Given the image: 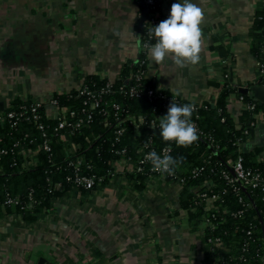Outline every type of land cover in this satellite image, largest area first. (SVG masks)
I'll list each match as a JSON object with an SVG mask.
<instances>
[{"label":"crops","instance_id":"0c3cea01","mask_svg":"<svg viewBox=\"0 0 264 264\" xmlns=\"http://www.w3.org/2000/svg\"><path fill=\"white\" fill-rule=\"evenodd\" d=\"M159 2L157 25L181 0ZM192 2L203 11L199 62L178 67L169 56L156 64L147 51V77L166 96L196 106H214L227 80L235 92L226 110L239 128L248 109L238 89L264 85L249 50L254 13L264 0ZM143 6L135 0H0L2 112L16 98L30 99L46 104L49 116L54 96L77 91L87 76L113 82L140 55ZM253 119H243L246 139L239 147L243 153L258 148L264 161V116ZM35 156L27 153L32 163ZM129 171L125 161L117 162L107 184L71 190L35 223L0 218V264H203L206 224L192 230L179 205L181 185L154 178L139 191L128 182ZM213 203L207 199L206 210Z\"/></svg>","mask_w":264,"mask_h":264},{"label":"trees","instance_id":"16d2710c","mask_svg":"<svg viewBox=\"0 0 264 264\" xmlns=\"http://www.w3.org/2000/svg\"><path fill=\"white\" fill-rule=\"evenodd\" d=\"M135 1L143 5L142 0ZM159 3L155 0L158 10ZM250 37V54L264 71V4L255 10ZM139 39L140 46L154 42L147 41L143 26ZM82 87L96 97L103 92L97 108L92 106V99L75 91L54 96L59 118L48 116L43 106L32 112L30 99L16 98L0 112V218L18 215L26 224L35 223L50 211L54 200L71 190L86 192L74 187L73 166L77 162L80 174L96 180L95 190L115 177L117 162L125 161L131 166L125 176L139 191L154 178L181 185L179 205L187 211L192 230L206 224L203 264H264V185L244 186L231 175L235 161L241 157L245 169L264 177V161L258 159L260 150L243 153L239 147L246 139L243 119L251 122L256 113L264 116V106L258 107L247 96H241L253 109L243 112L238 128L226 110L227 99L235 92L227 80L214 106L171 101L194 108L191 122L196 125L198 139L188 147H180L164 142L159 135L160 117L168 108H163L165 102L161 99L165 94L147 77V56L142 50L137 61L122 66L113 82L90 75ZM132 88L142 93L150 89L154 95L151 99L145 94L131 95ZM10 112L15 114L12 119L7 117ZM62 119L65 125L58 129ZM78 120L83 122L76 127ZM148 139L157 154L168 147V154L181 161L173 175L164 173L159 177L151 173V162L144 161L142 152ZM45 141L49 151L43 149ZM29 151L36 153L34 163L27 157ZM210 198H214L213 208L206 210ZM8 199L15 201L7 203ZM215 239L219 245L211 243Z\"/></svg>","mask_w":264,"mask_h":264},{"label":"clouds","instance_id":"9594fccd","mask_svg":"<svg viewBox=\"0 0 264 264\" xmlns=\"http://www.w3.org/2000/svg\"><path fill=\"white\" fill-rule=\"evenodd\" d=\"M202 19L203 11L196 2L181 0L173 3L168 18L152 28L150 35L155 38V43L145 45L149 58L156 64H163L170 56L178 67L186 63L197 64L201 52ZM139 46L138 43L137 48ZM193 111L191 104L178 106L172 102L166 115L160 117L159 135L162 140L180 147H188L197 141V129L191 122ZM169 151L166 149L163 156L152 151L145 159L151 162L154 171L173 175L181 161L169 155Z\"/></svg>","mask_w":264,"mask_h":264},{"label":"built area","instance_id":"2783aa9c","mask_svg":"<svg viewBox=\"0 0 264 264\" xmlns=\"http://www.w3.org/2000/svg\"><path fill=\"white\" fill-rule=\"evenodd\" d=\"M142 1H143V4L145 5V8L147 10V13H148V17H147V19L145 20V22L143 24V27L146 30L147 41L154 40V42H152V43L145 42V43L142 44L141 50L143 52L147 53L148 49H147V47H145V45H151V44H154L155 43V38L152 37L150 35V33L152 31V28L155 27L157 25V23H158V9H157V7L155 5V0H142ZM259 68H260L261 73L264 75V71L261 69V66L260 65H259ZM77 92H78L79 96H84V97L87 98V100L92 99L91 100L92 101V106L94 108H97L98 107V105H99V96H101V94L103 93V92H101V94L97 95V97H96L95 95H93L92 93H90L89 91H87L86 88H83V87L79 88L77 90ZM130 94L131 95H139V96L145 94L149 99H151L153 97V95H154V91L153 90H150V89H146L145 90V93H142V92H138L134 88H132V89H130ZM161 99L163 100V102H165L163 104V108H168L171 101H176L175 98H172L171 99V98H168L166 95H161ZM241 99H242V97H241ZM49 105H51L55 109V113H53V114H51L49 116L50 117H54V118H59V114H61V113H60V111L56 107V102L54 100H51L49 102ZM42 106L46 108V104H42V103H38V102H33L31 111L32 112H36V109H38V108H40ZM113 107L114 108H117L116 105H113ZM247 109L248 110H251V109H253V106L247 104ZM14 115L15 114L13 112H10V113L7 114V117L10 118V119H12L14 117ZM71 115L73 116L74 114L71 113ZM33 118L36 119L37 116L35 115V116H33ZM88 118H90V116ZM2 120H3L2 117H0V122H2ZM82 122H83L82 120H78L75 123V126L78 127ZM64 125H65V122L62 119L59 122L58 129L63 128ZM70 125L71 124H68V126H70ZM195 127H196V125H195ZM38 129L39 130H42L43 128H42L41 125H39L38 126ZM42 136L45 137L44 134ZM47 143L48 142L45 141L44 144H43V149L45 151H49V146H48ZM166 149H169V148L168 147L163 148L158 155L163 156V154H164V152H165ZM152 151H155L152 148V140L151 139H148L143 144V146H142V152H143V159H144V161L149 162L148 160L145 159V157L147 156L148 153H150ZM79 164L80 163L77 162L73 166L74 169H75V175H74V178H73L74 187L75 188L81 187L85 191L90 192L96 186V180L93 177H91V176H86V175L80 174L79 173V170H78ZM150 171H151V173H154V174H156L159 177H163L164 176V173H161V172H158V171H154L153 170V167L150 169ZM233 172H234L236 178L244 186H250V187H253L254 188V187H257L259 185H264V177H261L260 174H258V173H253L250 170L245 169L243 167L241 157H238L237 160L235 161V163L233 165ZM197 174H198V172H194V175H197ZM99 181H100V179L97 180V182H99ZM56 186H58V185H55L54 187H56ZM14 201H15L14 199H8L7 200V203H13ZM211 243L213 245H219V240L218 239H215Z\"/></svg>","mask_w":264,"mask_h":264},{"label":"water","instance_id":"95a60500","mask_svg":"<svg viewBox=\"0 0 264 264\" xmlns=\"http://www.w3.org/2000/svg\"><path fill=\"white\" fill-rule=\"evenodd\" d=\"M147 17H148V13H147L146 8L144 7L142 14H141V17H140L139 22H138V30L141 28L142 24L147 19ZM238 93L242 96H247L248 98H250L253 101H259V102H257L258 106H262L264 104V85L263 86L258 85L256 87L251 88L250 90L247 88H241V89H238ZM0 106H1V104H0ZM0 112H2L1 109H0ZM248 129L251 133H253V130L251 128H248ZM231 175L235 179V182H237L238 184H241L240 181L236 178L233 171H231ZM242 191L244 193H246V190L243 187H242Z\"/></svg>","mask_w":264,"mask_h":264}]
</instances>
